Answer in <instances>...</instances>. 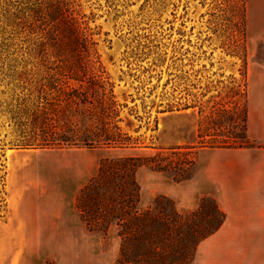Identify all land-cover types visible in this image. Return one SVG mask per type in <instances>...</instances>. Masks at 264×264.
Returning a JSON list of instances; mask_svg holds the SVG:
<instances>
[{
  "label": "rangeland",
  "instance_id": "obj_1",
  "mask_svg": "<svg viewBox=\"0 0 264 264\" xmlns=\"http://www.w3.org/2000/svg\"><path fill=\"white\" fill-rule=\"evenodd\" d=\"M18 1L0 0V264H117L115 233L89 232L75 208L105 158L189 153L195 164L178 183L169 172L139 168V208L159 201L183 216L200 207L205 213L213 193L237 181V160L245 159L234 154L237 148L197 145L199 104L219 101L231 81L245 93L252 149L264 148V0H245L244 60L226 48L235 35L232 0H70L98 33L99 59L121 105L120 126L135 144L11 148L17 99L28 94L18 77L44 74L56 60L29 52L20 29L12 30L17 20L7 12ZM40 59L47 63L36 65ZM198 225L208 228L205 221Z\"/></svg>",
  "mask_w": 264,
  "mask_h": 264
},
{
  "label": "trees",
  "instance_id": "obj_2",
  "mask_svg": "<svg viewBox=\"0 0 264 264\" xmlns=\"http://www.w3.org/2000/svg\"><path fill=\"white\" fill-rule=\"evenodd\" d=\"M18 2L7 12L8 19L17 20L12 30L20 29L22 44L29 52L56 60L44 74L18 77L17 81L27 86L28 94L17 99L13 118L17 137L10 147H133V139L120 126L121 105L100 62L95 40L98 33L90 27L91 19H85L70 0L52 4L39 0ZM232 3L235 35L226 48L244 60L245 0ZM45 63L46 59H40L35 64ZM230 84L232 88L219 101L199 104V148H254L247 136L245 93L240 84ZM49 91L54 94L51 96ZM167 108L172 111L173 107L167 104ZM194 164L189 153L180 151L102 159L96 174L79 191L75 208L89 232L115 233L119 240L117 264H191L198 245L221 226L225 215L215 202L205 213L200 207L187 216L171 205L163 208L159 201L153 207L140 209L136 175L139 168L149 166L158 172H169L178 183L187 179ZM198 221H205L208 228L199 226Z\"/></svg>",
  "mask_w": 264,
  "mask_h": 264
},
{
  "label": "crops",
  "instance_id": "obj_3",
  "mask_svg": "<svg viewBox=\"0 0 264 264\" xmlns=\"http://www.w3.org/2000/svg\"><path fill=\"white\" fill-rule=\"evenodd\" d=\"M237 181L213 193L225 215L197 247L192 264H264V148H240Z\"/></svg>",
  "mask_w": 264,
  "mask_h": 264
}]
</instances>
